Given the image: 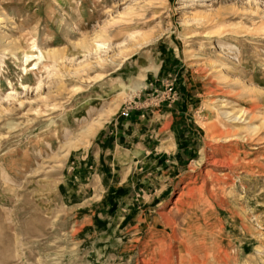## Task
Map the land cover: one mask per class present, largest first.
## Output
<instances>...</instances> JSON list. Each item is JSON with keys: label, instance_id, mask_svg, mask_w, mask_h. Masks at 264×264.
Masks as SVG:
<instances>
[{"label": "rangeland", "instance_id": "374dc122", "mask_svg": "<svg viewBox=\"0 0 264 264\" xmlns=\"http://www.w3.org/2000/svg\"><path fill=\"white\" fill-rule=\"evenodd\" d=\"M0 264H264V0H0Z\"/></svg>", "mask_w": 264, "mask_h": 264}, {"label": "crops", "instance_id": "0c3cea01", "mask_svg": "<svg viewBox=\"0 0 264 264\" xmlns=\"http://www.w3.org/2000/svg\"><path fill=\"white\" fill-rule=\"evenodd\" d=\"M158 111H160V110H158ZM142 113H139V117H140V115H141ZM144 114V113H143ZM164 116V117H166L167 118V120H168V122H170V124H172V125H174V124H176L177 125V127H181L180 126V123L178 122V121H175V118H174V115H173V113L171 112V111H169V112H166V114H159L158 116ZM157 116L154 114V118H156ZM179 118V117H178ZM132 119V118H131ZM130 119V120H131ZM143 120V119H142ZM151 120L152 119H150V120H148L147 121V125H151ZM129 118L128 119H121V121L120 120H118V121H116L115 123H114V125H112V126H116L118 129H119V127H121V132L122 133H124V132H126L124 129L126 128V127H128V125L130 124L129 122ZM140 123H137V130L136 131H141L142 130V126H141V124L139 125ZM161 124L162 125H165L166 124V122H161ZM146 125V126H147ZM134 127V126H133ZM148 130V129H147ZM112 132H114V131H112ZM123 137H124V135H122Z\"/></svg>", "mask_w": 264, "mask_h": 264}, {"label": "bare ground", "instance_id": "6f19581e", "mask_svg": "<svg viewBox=\"0 0 264 264\" xmlns=\"http://www.w3.org/2000/svg\"><path fill=\"white\" fill-rule=\"evenodd\" d=\"M100 45H102L101 43H100ZM100 45H99V47H100ZM44 56V55H43ZM43 56H42V58H43ZM244 114H245V112L243 113V114H241V115H236L234 118L235 119H240V118H242L243 116H244ZM223 139V138H222Z\"/></svg>", "mask_w": 264, "mask_h": 264}, {"label": "built area", "instance_id": "2783aa9c", "mask_svg": "<svg viewBox=\"0 0 264 264\" xmlns=\"http://www.w3.org/2000/svg\"><path fill=\"white\" fill-rule=\"evenodd\" d=\"M124 115H125V116H128V115H129V111H126V110H125V111H124Z\"/></svg>", "mask_w": 264, "mask_h": 264}]
</instances>
